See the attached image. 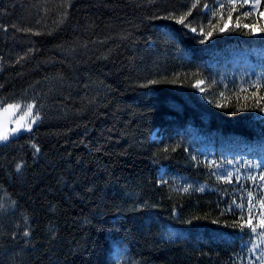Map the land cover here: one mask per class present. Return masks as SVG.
Masks as SVG:
<instances>
[{
    "label": "trees",
    "instance_id": "16d2710c",
    "mask_svg": "<svg viewBox=\"0 0 264 264\" xmlns=\"http://www.w3.org/2000/svg\"><path fill=\"white\" fill-rule=\"evenodd\" d=\"M222 3L0 0V107L39 115L0 142V264H264V0Z\"/></svg>",
    "mask_w": 264,
    "mask_h": 264
},
{
    "label": "snow or ice",
    "instance_id": "6c2138e0",
    "mask_svg": "<svg viewBox=\"0 0 264 264\" xmlns=\"http://www.w3.org/2000/svg\"><path fill=\"white\" fill-rule=\"evenodd\" d=\"M260 2H261V0H255V3L254 4H251V0H242V4H241L242 7L251 4V7H249L248 10L243 13V15H245V16L250 15L251 14V11L255 8L256 5L260 4ZM233 4H235V0H233ZM193 7H195V5H193ZM203 7H204V9H206L208 11H212L211 9L208 8V5H204ZM214 7L222 8L223 7L222 0H214ZM235 10H236L235 7H233L232 8V11H235ZM212 14L215 15V12L212 11ZM187 15H191V12H188ZM260 15L261 16H264V12L260 13ZM170 18L174 19L179 24H185L186 15L185 14H181L178 18L175 17V16H171ZM229 19H231V12H229ZM237 21H239V17H237ZM185 26H187V25H185ZM236 26L237 27L240 26L238 22H237V25ZM244 27L245 28H248L252 34H255V27L254 26H251L250 27L248 24H245ZM191 31L196 32L197 30H196V28H192ZM219 31L220 32H224L225 31V28L222 27V28L219 29ZM260 31H261V33H264V27H261ZM207 35L211 36L212 33L209 32ZM152 83H155V81H153ZM202 83H203V81H197V86H199ZM200 91H204V89L203 88H200ZM221 95H223V93H221ZM253 95H255V94H253ZM259 100L260 101H264V97H259ZM257 106H259V104ZM20 107H21L20 105H11L10 104V105L7 106V108H4L3 111L7 112L8 109H13V108L19 109ZM34 107H35L34 104L27 105V113H28V115H31L32 114V109ZM261 111H264V107L261 108ZM37 119H39L38 113L36 114L35 119H33L31 121V123H28L27 125L18 124V126L16 128H12V129H7L3 125H0V142H6L9 139L10 135H15V134L19 133L21 130L29 131L30 132L32 130V124H34ZM33 147H36V146L33 145ZM36 151H39V149L36 148ZM252 179L254 180L255 177H252ZM260 179L261 180H264V175H262L260 177ZM183 190L185 192H188L190 190V188L189 187H186ZM198 190L199 191H204L203 188H200ZM262 203H264V202H262ZM0 207H2V206H0ZM241 219L243 220L244 218L241 217ZM189 223H190V221H189ZM213 223H219V221H213ZM229 226L240 228L241 231H243V229H244V225H242L239 221H233L232 224L229 225ZM259 226L260 227H264V219L261 220ZM247 227H248V229H250L251 232H255L256 231V227L253 226V224H252L251 217H249L247 219ZM262 234H264V233H262ZM24 235L25 236H28L29 233L28 232H24Z\"/></svg>",
    "mask_w": 264,
    "mask_h": 264
},
{
    "label": "rangeland",
    "instance_id": "374dc122",
    "mask_svg": "<svg viewBox=\"0 0 264 264\" xmlns=\"http://www.w3.org/2000/svg\"><path fill=\"white\" fill-rule=\"evenodd\" d=\"M29 104H33V103L23 102L19 104L21 106L19 109H15V108L8 109L7 112L3 111V109L7 108V106L0 107V125H3L7 129H12V128H16L18 124L27 125L28 123H31V121L35 119L37 113H36V108L34 107L32 109V114L28 115L27 105ZM34 124H32V126H34ZM22 132H24V130H21L19 133L15 135H10L9 139L19 135Z\"/></svg>",
    "mask_w": 264,
    "mask_h": 264
}]
</instances>
